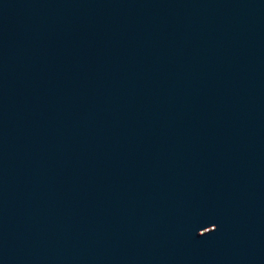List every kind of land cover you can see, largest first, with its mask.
Wrapping results in <instances>:
<instances>
[{"label": "water", "instance_id": "1", "mask_svg": "<svg viewBox=\"0 0 264 264\" xmlns=\"http://www.w3.org/2000/svg\"><path fill=\"white\" fill-rule=\"evenodd\" d=\"M0 264H264V0H0Z\"/></svg>", "mask_w": 264, "mask_h": 264}]
</instances>
